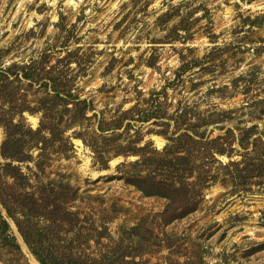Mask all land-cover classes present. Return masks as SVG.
I'll use <instances>...</instances> for the list:
<instances>
[{
	"label": "rangeland",
	"instance_id": "374dc122",
	"mask_svg": "<svg viewBox=\"0 0 264 264\" xmlns=\"http://www.w3.org/2000/svg\"><path fill=\"white\" fill-rule=\"evenodd\" d=\"M183 19L191 38L183 29L176 36ZM31 62H41L77 100H87L85 108L66 104L48 86L17 82L63 130L11 142L24 158L13 161L25 176L21 189L37 199L65 196L67 211L79 219V234L63 230L61 244L67 240L82 259L102 257L107 264H113L107 251L117 246L140 249V264H264V186L235 185L227 176L205 191L196 211L162 225L168 201L124 179L125 170L147 169L133 148L152 142L162 150L167 143L159 120H131L126 129L105 132L98 127L138 101L145 108L153 91L165 89L168 113L181 104L217 108L225 129L214 128V136L253 125L255 136L264 134V0H0V66ZM42 114L25 112L22 120L35 130ZM4 139L0 125L1 163L8 161ZM234 159H240L236 151ZM0 211L20 245L0 240V264H37L1 203ZM30 220L42 231L50 226L44 217ZM143 221L146 228L138 229ZM104 226L110 235L101 238ZM166 234L177 238L175 247L165 246ZM45 241L58 243L46 232Z\"/></svg>",
	"mask_w": 264,
	"mask_h": 264
},
{
	"label": "trees",
	"instance_id": "16d2710c",
	"mask_svg": "<svg viewBox=\"0 0 264 264\" xmlns=\"http://www.w3.org/2000/svg\"><path fill=\"white\" fill-rule=\"evenodd\" d=\"M165 17L168 19L171 14L166 13ZM183 21L185 24L181 21V24L174 27L176 36L177 31L183 29L187 32L186 38L193 37L190 23L186 19ZM50 72L43 64L41 65V62L0 66V125L5 131L1 152L8 160L0 162V203L8 216L14 219L32 254L42 264H107L102 257L82 259L72 245H66L67 240L61 244L58 234L63 230L79 234L80 231L77 230L79 219L67 211L65 196L37 199L33 192L21 189L24 186L19 179L25 176L13 163L14 160H24L16 152L15 143L11 145L12 140L18 135L23 136L27 133L31 136L45 137L46 132L56 136L63 131L57 126L51 110L41 105H32L26 91H22L17 82L30 80L31 84L48 86L58 97L64 99L66 104L77 101L76 104H83L84 108L87 105L86 99L77 100L78 96L68 92V88L62 86L58 77L50 75ZM162 94L166 97L165 89L155 90L151 93V101H148L145 108L138 101L132 108L122 112L118 119L112 122L100 121L98 126L100 131L105 132L123 127L126 129L132 125L131 120L136 122H147L153 118L159 120L163 127L160 134L167 139V143L162 150L152 146V142L133 148L132 153L140 156L142 164H145L147 169L145 173L125 170L124 179L145 195L168 201L167 208L159 219L162 225L170 224L196 211L205 198V191L227 176L235 185L264 186V134L255 136L257 133L255 125L238 128V134L233 128L228 127L224 134L214 136V128L225 129V125L218 124L220 112L217 108L200 110L196 106L182 107L181 104L174 112L168 113ZM37 111H43V114L38 128L33 130L26 127L22 118L25 112L33 114ZM16 117H19L18 121H15ZM126 120L128 122L124 124ZM209 125L213 128L209 129ZM235 142L239 149L234 146ZM235 151L240 159H234ZM219 156H227L228 162L223 163ZM103 163V167L108 168L107 162ZM17 214L23 215L24 218H19ZM34 217L46 218L50 226L42 231L31 223L30 219ZM55 226L58 228L55 229L57 234L54 233ZM142 226L146 228L147 224L143 221L137 228L142 229ZM107 229L104 226L103 231H99V237L110 235ZM10 230L8 219L0 211V240L10 242L19 248L20 245L16 237L10 234ZM44 231L50 240L56 239L58 243L46 242ZM139 237L141 238L140 234ZM166 237L165 246L175 247L177 238L167 234ZM139 246L140 244L137 247ZM181 247L180 244L178 251L184 249ZM107 253L110 254L109 258H113V264H140L136 257L143 254L140 249L136 251L129 246L124 248L117 246Z\"/></svg>",
	"mask_w": 264,
	"mask_h": 264
},
{
	"label": "water",
	"instance_id": "95a60500",
	"mask_svg": "<svg viewBox=\"0 0 264 264\" xmlns=\"http://www.w3.org/2000/svg\"><path fill=\"white\" fill-rule=\"evenodd\" d=\"M5 215L8 216V214H5ZM30 255H31V253H30ZM31 256H32V255H31ZM37 264H42V263L37 261Z\"/></svg>",
	"mask_w": 264,
	"mask_h": 264
},
{
	"label": "bare ground",
	"instance_id": "6f19581e",
	"mask_svg": "<svg viewBox=\"0 0 264 264\" xmlns=\"http://www.w3.org/2000/svg\"><path fill=\"white\" fill-rule=\"evenodd\" d=\"M33 259V258H32ZM36 263H37V261H36Z\"/></svg>",
	"mask_w": 264,
	"mask_h": 264
}]
</instances>
